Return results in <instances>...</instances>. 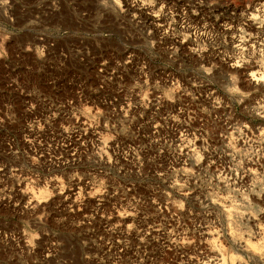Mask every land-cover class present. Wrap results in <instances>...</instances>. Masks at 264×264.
I'll return each mask as SVG.
<instances>
[{
	"label": "rangeland",
	"instance_id": "1",
	"mask_svg": "<svg viewBox=\"0 0 264 264\" xmlns=\"http://www.w3.org/2000/svg\"><path fill=\"white\" fill-rule=\"evenodd\" d=\"M106 2L0 0V264H264V0Z\"/></svg>",
	"mask_w": 264,
	"mask_h": 264
},
{
	"label": "bare ground",
	"instance_id": "2",
	"mask_svg": "<svg viewBox=\"0 0 264 264\" xmlns=\"http://www.w3.org/2000/svg\"><path fill=\"white\" fill-rule=\"evenodd\" d=\"M11 1V0H10ZM7 2V1H6ZM103 2V1H102ZM106 3H108L109 4V6L111 7V9H112V11H114V10H117L118 12H120V13H124V8L126 9L125 11H127V14H132V15H130V17L133 19L134 18V12H136V11H138L136 8L134 9V5L132 6V5H130V4H132L131 2H130V0H129V3H128V0H121V4L123 3V5H124V8H123V6H121L120 5V3H118V0H107V2ZM100 7V6H99ZM102 7H103V9H107V8H109V7H107V6H104V5H102ZM101 9V8H100ZM110 9V8H109ZM140 10H144V8L142 7V8H140ZM105 11H107V10H105ZM124 14H126V13H124ZM156 18H158V17H156ZM190 30V29H189ZM188 30V31H189ZM192 55L193 56H195V55H197V56H199V52L198 51H193L192 52ZM233 60H229V62H231V63H229V64H227V66H228V68L231 70V71H236V70H238L239 69V64H238V62H236V61H234V62H232ZM254 67H259V63L258 64H256V63H254V64H247V66H245V68H246V71L245 72H247V71H250L252 68H254ZM251 72H253V71H251ZM246 83H248L249 85H251V86H254V87H260V88H263L264 89V77L263 76H259V75H256V74H253V73H251L250 75H249V73L247 74V76H246ZM127 111H125V113H126ZM80 122V121H79ZM226 124H228L227 122H226ZM226 126V125H225ZM231 126H232V124H231ZM183 127V126H182ZM230 127V126H229ZM228 127V128H229ZM183 128H186V127H183ZM232 128V127H231ZM234 128V127H233ZM241 128V127H240ZM230 129V128H229ZM183 130V129H182ZM234 130V129H233ZM229 131V130H228ZM231 132H232V130H231ZM245 132H246V129H241L240 130V134H241V136L240 137H238V138H236L235 139V144H236V146H240V145H243L244 144V142H243V139H244V136H245ZM187 134V130H184L183 131V135L182 134H180V139H179V142H181V140H182V138H184L183 136H187L186 135ZM231 134V133H230ZM189 135V134H188ZM247 136V135H246ZM189 137V136H188ZM187 140V139H186ZM196 149V148H195ZM183 151V153H184V151H187V156L190 158L189 159V165L191 166V168H196L199 164H198V160L196 159V158H194V151L193 150H189L188 149V147L187 148H185V149H182ZM232 150V149H231ZM238 151V150H237ZM181 155V154H180ZM197 157V156H196ZM231 158H232V156H231ZM203 161V160H202ZM232 161H233V158H232ZM231 161V162H232ZM253 162H254V160H253ZM247 162L246 163V165L249 167H255V165L257 166V162ZM228 164H229V162H228ZM202 166V165H201ZM247 167V168H248ZM245 168H246V166H245ZM243 169V168H242ZM244 170V169H243ZM186 171V170H185ZM249 173H251V172H249ZM248 173V174H249ZM187 175V174H186ZM184 177H185V175H183ZM241 176L242 175H240V176H236V178L234 179L235 180V182H237V183H240V182H242V178H241ZM222 179V178H221ZM220 180V179H219ZM218 180V181H219ZM184 182V181H183ZM245 182V181H244ZM219 183V182H218ZM39 202V201H38ZM38 202H37V204H38ZM36 204V205H37ZM35 205V206H36ZM126 222V221H125ZM209 252L211 253V250H209ZM192 261V260H191Z\"/></svg>",
	"mask_w": 264,
	"mask_h": 264
}]
</instances>
